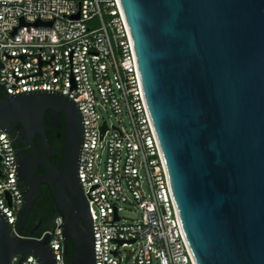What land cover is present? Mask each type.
Instances as JSON below:
<instances>
[{"label": "water", "instance_id": "water-1", "mask_svg": "<svg viewBox=\"0 0 264 264\" xmlns=\"http://www.w3.org/2000/svg\"><path fill=\"white\" fill-rule=\"evenodd\" d=\"M173 199L196 264H264V0H120ZM38 25H40L38 23ZM67 115L59 169L44 115ZM19 122L41 136L26 166L17 234L0 211V264L28 255L55 264L50 237L21 239L45 184L64 219L72 264H95L87 198L78 177L77 105L60 94L0 96V130ZM58 126L60 123H56ZM106 126L103 128V133ZM38 165L46 173L35 178ZM31 235H34L32 232Z\"/></svg>", "mask_w": 264, "mask_h": 264}, {"label": "built area", "instance_id": "built-area-1", "mask_svg": "<svg viewBox=\"0 0 264 264\" xmlns=\"http://www.w3.org/2000/svg\"><path fill=\"white\" fill-rule=\"evenodd\" d=\"M0 87L7 96L49 92L77 105L83 124L78 177L92 219L95 264H196L120 0H0ZM24 203L17 152L0 130V211L13 234ZM126 207L140 217L127 221ZM63 227L58 216L52 232L20 238L50 237L55 264H72ZM22 264L42 263L30 254Z\"/></svg>", "mask_w": 264, "mask_h": 264}, {"label": "flooded vegetation", "instance_id": "flooded-vegetation-1", "mask_svg": "<svg viewBox=\"0 0 264 264\" xmlns=\"http://www.w3.org/2000/svg\"><path fill=\"white\" fill-rule=\"evenodd\" d=\"M56 123H60L58 126ZM68 119L67 115L64 112H58L56 114V118L54 117L53 110H46L44 115V125L46 127L45 133L47 139L50 144V148L52 150V154H48L49 160H51L59 169L61 168L62 161L64 158L65 153V145L67 139V125ZM21 124L19 122L11 123L10 132L8 135L13 141L15 146L16 152L21 158V161L24 166L28 164L29 158L32 156L34 150L36 154L41 158V136L39 134H35L33 138H24L23 134L19 130ZM46 173L45 168L42 165H38L37 174L35 178H39ZM42 194L40 197L43 196L45 189H49L45 184L41 185ZM50 191V190H49ZM37 199L36 202L40 199ZM35 202V203H36ZM46 216L44 219H39V221L34 224L30 225L28 222L23 229L25 234H29L28 236L24 237H32V238H40L45 233H50L53 231L54 228V221L55 216L53 213L45 212ZM32 214L30 213L29 219L31 218ZM28 219V221H29ZM34 232V235H31Z\"/></svg>", "mask_w": 264, "mask_h": 264}, {"label": "trees", "instance_id": "trees-1", "mask_svg": "<svg viewBox=\"0 0 264 264\" xmlns=\"http://www.w3.org/2000/svg\"><path fill=\"white\" fill-rule=\"evenodd\" d=\"M0 96L1 97H6V93L3 91V89L0 87ZM53 213L56 217L61 216V214L58 212L56 205L51 197L49 189H45L44 194L38 202H36L33 206V209L31 211V218L29 219L28 223L30 225L36 224L39 219H44L46 216V213ZM23 236H28L29 234H25L24 232L22 233ZM67 262L71 263V256L67 255L66 256Z\"/></svg>", "mask_w": 264, "mask_h": 264}, {"label": "rangeland", "instance_id": "rangeland-1", "mask_svg": "<svg viewBox=\"0 0 264 264\" xmlns=\"http://www.w3.org/2000/svg\"><path fill=\"white\" fill-rule=\"evenodd\" d=\"M102 115H103V118L107 120L110 124L117 123V120L112 115V112H109V113L104 112ZM121 216L124 217L127 221H134L140 217L136 209L129 208V207H126V209L121 213ZM130 251H131V248H128V247L124 248L122 249V255L125 257L128 255Z\"/></svg>", "mask_w": 264, "mask_h": 264}]
</instances>
